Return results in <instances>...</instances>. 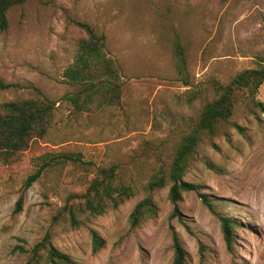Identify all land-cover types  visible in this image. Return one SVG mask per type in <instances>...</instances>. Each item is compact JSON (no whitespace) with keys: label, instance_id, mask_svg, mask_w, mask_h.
Instances as JSON below:
<instances>
[{"label":"rangeland","instance_id":"obj_1","mask_svg":"<svg viewBox=\"0 0 264 264\" xmlns=\"http://www.w3.org/2000/svg\"><path fill=\"white\" fill-rule=\"evenodd\" d=\"M69 18L105 35L123 84L119 106L79 112L64 100L82 88L65 77L81 36ZM177 38L188 48L191 86L177 78L172 45ZM258 56H264V0H27L11 9L9 27L0 34V80L17 86L1 91L0 103L42 94L57 102V111L46 139L34 140L20 162L0 166V264H25L28 255L16 247L32 248L47 233L75 264H172L173 231L185 244L188 264H264V113L241 95L230 121L214 136L202 135L186 173L219 213L242 224L233 248L218 215L197 192L184 194L181 219L172 218L170 183L154 195L157 217L134 229L129 219L150 176L169 166L211 99L209 81L229 82ZM199 88L204 97L189 103L191 91ZM257 99L264 104V84ZM57 152H80L94 165L88 171L69 165L46 172L14 216L36 158ZM111 165L136 187V196L102 216L83 215L78 227L65 219L55 222L86 176ZM91 229L105 241L97 253Z\"/></svg>","mask_w":264,"mask_h":264},{"label":"trees","instance_id":"obj_2","mask_svg":"<svg viewBox=\"0 0 264 264\" xmlns=\"http://www.w3.org/2000/svg\"><path fill=\"white\" fill-rule=\"evenodd\" d=\"M27 0H0V34L9 27V12ZM68 24L79 31L76 60L65 71V77L72 84L80 85V91L65 96L64 100L79 112L94 108L119 106L122 102L123 84L120 82L119 66L110 57L104 34H99L90 24L73 18ZM178 80L191 86L189 78V52L179 38L173 42ZM213 90L211 99H207L200 109L193 127L180 140L171 156L169 166L155 171L143 187L145 196L139 200L130 214L132 229L159 214V205L154 195L168 186V197L173 205L172 218L182 216L180 203L185 193L197 192L203 203L218 215L224 239L229 249L233 248L236 230L242 226L237 218L221 214L201 186L186 180L191 160L197 153L203 134L214 136L223 122L234 116L238 97L241 95L253 106L264 113V104L257 99L264 84V56H258L254 65L236 73L227 83L211 79ZM16 84L0 80V92L16 87ZM204 89H194L188 96V102L204 97ZM57 111V102L40 94L38 98H21L0 103V166L9 167L22 160L31 143L36 139H46L53 127ZM240 131L243 128L235 125ZM69 165H76L88 171L93 166L80 152L46 153L36 158V170L25 179L22 193L18 199L14 216L19 214L25 202L27 191L46 172H62ZM88 176V175H87ZM83 181L80 191L71 192L65 205L54 217L68 220L73 227L81 225L80 217L90 215L102 216L118 209L126 201L136 196V187L125 181L117 165L97 167L91 177ZM93 250L99 252L104 246V239L96 229H91ZM174 257L172 264H188L189 253L177 231H173ZM17 250L28 255L25 264H75L70 255L54 245L51 235L47 233L32 248L17 246ZM203 251V246L201 248Z\"/></svg>","mask_w":264,"mask_h":264}]
</instances>
